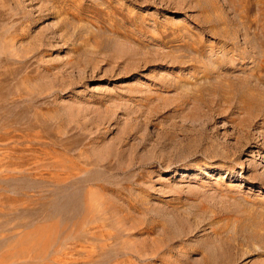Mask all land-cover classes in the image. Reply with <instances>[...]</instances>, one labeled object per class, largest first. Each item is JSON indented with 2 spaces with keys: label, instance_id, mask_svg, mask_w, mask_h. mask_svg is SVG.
<instances>
[{
  "label": "rangeland",
  "instance_id": "1",
  "mask_svg": "<svg viewBox=\"0 0 264 264\" xmlns=\"http://www.w3.org/2000/svg\"><path fill=\"white\" fill-rule=\"evenodd\" d=\"M0 264H264V0H0Z\"/></svg>",
  "mask_w": 264,
  "mask_h": 264
}]
</instances>
